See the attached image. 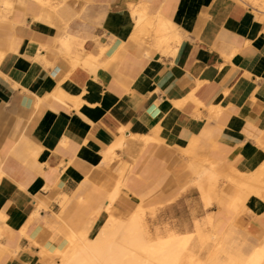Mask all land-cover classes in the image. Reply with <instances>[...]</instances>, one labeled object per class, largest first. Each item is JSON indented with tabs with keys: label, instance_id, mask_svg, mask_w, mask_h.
Wrapping results in <instances>:
<instances>
[{
	"label": "crops",
	"instance_id": "0c3cea01",
	"mask_svg": "<svg viewBox=\"0 0 264 264\" xmlns=\"http://www.w3.org/2000/svg\"><path fill=\"white\" fill-rule=\"evenodd\" d=\"M77 1L50 0L51 11L0 0V264H50L42 250L64 239L41 248L33 240L51 213L65 238L89 239L103 218H117L120 192L146 197L162 170L134 137L160 140L159 162L190 150L202 220L212 215L223 233L242 208L247 220L234 232L262 237L264 215L254 209L263 198L238 187L226 198L220 178L264 169V0ZM72 9L83 13L68 28L54 23ZM133 9L153 26H136ZM128 154L138 160L121 164L111 193L91 181ZM200 186L210 189L209 206ZM141 211L138 204L124 217Z\"/></svg>",
	"mask_w": 264,
	"mask_h": 264
},
{
	"label": "rangeland",
	"instance_id": "374dc122",
	"mask_svg": "<svg viewBox=\"0 0 264 264\" xmlns=\"http://www.w3.org/2000/svg\"><path fill=\"white\" fill-rule=\"evenodd\" d=\"M12 1V8L16 6L19 7L17 0ZM35 1L43 4L44 6H51L49 3L50 0ZM56 1H64L65 4L71 7L77 6L78 3L77 0ZM73 2H76V5H73ZM50 8L51 11L54 10V8ZM72 10L75 14L69 20H65L62 22L56 21L54 23H59L61 25V28H68V25L70 24L72 19H78L83 13V10ZM135 10L137 9H134V11ZM10 11H12V9H10ZM137 11L142 14V18L144 21L143 27H141H152L153 22L147 18L145 13L139 9ZM132 17L134 19V16ZM141 138L144 137L131 138L130 142L138 144V146H140V149L138 148V150L140 151V155H142L143 151H148L152 158L155 157L154 160L159 163L156 164L160 166L163 177L161 178V181L156 185L153 184L152 181H149L147 183L151 191L141 201L137 200V198L131 194L120 192L118 198L114 202L115 217L122 218L124 216H127V213L133 211L138 206V204H140L144 210L140 212L142 216L141 223L145 225L147 230L152 233L155 231L153 229H155L157 225L160 226L158 228L166 230L165 227L167 225H176L177 227H181L183 224H188L189 227H187V230L192 231L196 227L195 226L194 229L191 228L192 221L193 224L195 220L201 221V223L198 221L195 222V225H199L202 234L205 237V240L201 241L203 249L198 253V259H200L199 264H246L251 257L264 249V235L258 239L252 234L246 233L245 231L241 234L238 232H234V227L238 225L239 221L247 220L246 215L248 214V212H240L242 208L237 212V219L230 223L227 231L223 233L221 231L223 230V225L219 228L220 232H217V226L214 224L212 215L210 217H207V219L202 220V217L205 215L206 210L203 207V201L200 198L199 191L195 186V176L194 174L190 173L188 169V165L192 161H195V163H198V161L192 160L193 158L190 150H183L178 153L170 151L171 153H173V155L169 159L163 157L162 162H159L158 159L160 157L156 156L158 153H160V150L164 146V144L154 137L147 138L146 141H143ZM128 142V140L121 138L120 143H124L121 147L123 150H128L130 148ZM134 156V154H128V157L124 160H122L120 156H115L114 160H112L108 165L93 171L94 176L92 177L91 181L95 185L104 188L107 193H111L118 178L119 167L122 166L121 164H124L129 168L132 167L138 160V156ZM175 160H177V162ZM261 170L264 169L261 168L260 170L250 174L241 173L243 175V180L247 181V179L250 180L257 177ZM235 175L239 174H232L230 178H220V182H223V196H225L226 198L230 197L235 194L238 191L237 189L239 188L242 193L248 194V197H253V195H255V198L257 196L259 198L261 197L263 198V202H256L254 211H257L256 213L258 214L264 215V213L261 211L262 206H260L263 205L264 209V173L262 176H258L260 182L259 188L257 190L249 188V186L247 185H241L239 182L241 178L238 180L237 178L233 177ZM210 203L211 202L209 197V199L206 201V206H209ZM234 206L235 208H237L236 205ZM217 209L218 207L215 205V203H213L212 206H210L207 210L209 212H216ZM243 210L246 209L244 208ZM59 211V206H57V208L54 209V213L58 215ZM34 224L35 223L31 221L30 226ZM249 224L250 223H248V225ZM256 227L259 230L264 229V227L260 224H257ZM35 229L39 230L37 237L35 238V240H33V242L37 243L35 247L41 248V246H43L46 242H50L53 246H58L64 239L58 246L59 248L42 250L41 256L43 258V261H47V263L50 264H69L74 253L78 249L77 246L81 247V245L87 240L86 237H82L81 235L77 234H75L76 236H71L70 234H68L65 238L64 234L61 231L59 219H57L52 213L49 220H45L43 225H37ZM184 230H186V228H184ZM127 238L128 234L125 233L120 238V241L122 240L120 243H123L125 247H130V245L126 242ZM27 241L31 243V240L27 239ZM130 249L135 253H133L135 258H133L131 264L148 263L147 261L149 251L137 247H130ZM185 255L181 259L180 264H193L192 260H189L188 256ZM142 259H144L146 262ZM258 264H264L263 251Z\"/></svg>",
	"mask_w": 264,
	"mask_h": 264
},
{
	"label": "bare ground",
	"instance_id": "6f19581e",
	"mask_svg": "<svg viewBox=\"0 0 264 264\" xmlns=\"http://www.w3.org/2000/svg\"><path fill=\"white\" fill-rule=\"evenodd\" d=\"M137 10L134 11L133 9L131 16H134L136 26L143 27L142 14ZM136 31L139 30L137 29ZM262 175L263 173L258 174V176ZM258 176L250 180L247 179V181L243 180L241 175L233 177L238 180L241 178L239 180L241 185H247L249 188L257 190L260 182ZM199 188L203 199H209L210 189L203 186ZM141 217V213L132 217L122 218H113L107 215L103 218L96 231L90 234V238H87V243L78 247L69 264H131L133 258H135V253L130 247L149 251L147 264H180L185 254L189 260H192L193 264H199L198 253L200 246L198 242L204 241L205 237L198 224L195 225L196 227L192 231L187 230V228L186 230L178 231V228L177 230L172 229L168 225L165 227L166 230H162L157 225L152 233L141 223ZM125 233L128 234L126 242L130 247H125L123 243H120L122 241H120V238ZM262 251L264 253V249H262L261 252L251 257L246 264H258Z\"/></svg>",
	"mask_w": 264,
	"mask_h": 264
}]
</instances>
